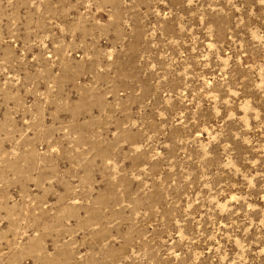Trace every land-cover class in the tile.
Listing matches in <instances>:
<instances>
[{
  "label": "rangeland",
  "instance_id": "374dc122",
  "mask_svg": "<svg viewBox=\"0 0 264 264\" xmlns=\"http://www.w3.org/2000/svg\"><path fill=\"white\" fill-rule=\"evenodd\" d=\"M0 264H264V0H0Z\"/></svg>",
  "mask_w": 264,
  "mask_h": 264
}]
</instances>
